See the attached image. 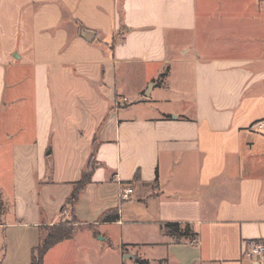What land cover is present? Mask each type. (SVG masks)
<instances>
[{"label": "crops", "instance_id": "obj_1", "mask_svg": "<svg viewBox=\"0 0 264 264\" xmlns=\"http://www.w3.org/2000/svg\"><path fill=\"white\" fill-rule=\"evenodd\" d=\"M71 103L81 140L99 135L97 165L69 212L84 227L44 264L114 248L113 228L149 264H264L246 254L264 244V0H0V264H30L67 214L92 155L73 178L50 171Z\"/></svg>", "mask_w": 264, "mask_h": 264}, {"label": "rangeland", "instance_id": "obj_2", "mask_svg": "<svg viewBox=\"0 0 264 264\" xmlns=\"http://www.w3.org/2000/svg\"><path fill=\"white\" fill-rule=\"evenodd\" d=\"M99 100L101 103L100 106L97 105V107L102 109V107L105 106V99L104 102H102L103 100L101 99ZM81 111L82 110L78 108L75 103H71L64 116L67 125L66 133L63 136L53 139V153L49 158L48 163L50 171H57L59 178H73L75 171L78 170L82 164V158L85 156L84 151L88 148L90 149V154H92L94 141L99 139V135L97 134H94V136L91 134L87 136V134H85L83 138H87L89 142H91L88 146V144H85V142L81 140V133L78 134L74 131L73 125L80 122H86L88 120L86 118H81ZM63 212H67V214L60 218V222H74L71 214L69 213L70 207L68 205L64 206ZM110 234L114 248H109L107 244H101L99 245V248L95 247L92 250L87 260L83 261V263L77 262L76 264H138L136 259H124V255L133 253L134 249L130 248L128 245H124L123 248L121 247L118 230L113 228ZM130 235L133 239L137 238V234L134 232L130 233ZM88 239L89 238H87L86 234H79L77 238V240L83 244H86ZM118 252L123 254L122 257H120ZM148 253L152 262V259H155V254L152 251H148ZM60 264H74V261H66Z\"/></svg>", "mask_w": 264, "mask_h": 264}, {"label": "trees", "instance_id": "obj_3", "mask_svg": "<svg viewBox=\"0 0 264 264\" xmlns=\"http://www.w3.org/2000/svg\"><path fill=\"white\" fill-rule=\"evenodd\" d=\"M96 150L97 147L94 145L91 159L82 173L81 179L73 184V191L68 199L67 205L70 210L77 204L80 194L85 190V188L91 183L93 172L96 168ZM64 209V208H63ZM72 212V211H71ZM73 214V213H72ZM74 222H60L59 224L46 227V235L41 240L40 245L33 251L32 259L30 264H44V258L46 254L56 245L64 241L72 239L74 233L77 229L81 228L82 225L78 223L76 217L72 215ZM120 218L119 210H112L105 213L100 222L110 223L116 222ZM88 228H92L89 226ZM161 230L165 236L172 238L176 243H190L196 244L198 240V234L193 230V227L186 223L177 222H166L161 224ZM138 264H149L146 260L136 259Z\"/></svg>", "mask_w": 264, "mask_h": 264}, {"label": "built area", "instance_id": "obj_4", "mask_svg": "<svg viewBox=\"0 0 264 264\" xmlns=\"http://www.w3.org/2000/svg\"><path fill=\"white\" fill-rule=\"evenodd\" d=\"M253 128L257 132L264 134V120L257 121L253 125ZM132 195H133V189L130 186L124 185L120 188L119 197L122 201L129 200ZM246 254L248 257H252V258L264 257V244L260 242L250 243Z\"/></svg>", "mask_w": 264, "mask_h": 264}, {"label": "water", "instance_id": "obj_5", "mask_svg": "<svg viewBox=\"0 0 264 264\" xmlns=\"http://www.w3.org/2000/svg\"><path fill=\"white\" fill-rule=\"evenodd\" d=\"M94 34L93 33H83L84 39H86L89 42H92L94 40ZM124 259H135V256L132 254L124 255Z\"/></svg>", "mask_w": 264, "mask_h": 264}]
</instances>
